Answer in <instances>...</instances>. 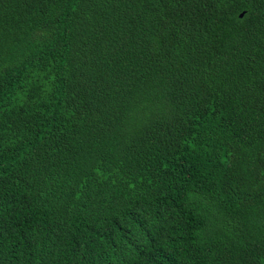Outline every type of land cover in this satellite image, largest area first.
I'll return each mask as SVG.
<instances>
[{
    "label": "trees",
    "instance_id": "obj_1",
    "mask_svg": "<svg viewBox=\"0 0 264 264\" xmlns=\"http://www.w3.org/2000/svg\"><path fill=\"white\" fill-rule=\"evenodd\" d=\"M0 264H264V0H0Z\"/></svg>",
    "mask_w": 264,
    "mask_h": 264
},
{
    "label": "water",
    "instance_id": "obj_2",
    "mask_svg": "<svg viewBox=\"0 0 264 264\" xmlns=\"http://www.w3.org/2000/svg\"><path fill=\"white\" fill-rule=\"evenodd\" d=\"M242 15H243V12L240 13V16H242Z\"/></svg>",
    "mask_w": 264,
    "mask_h": 264
}]
</instances>
